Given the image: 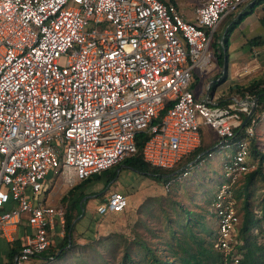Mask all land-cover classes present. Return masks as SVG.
I'll return each mask as SVG.
<instances>
[{
  "label": "built area",
  "instance_id": "built-area-1",
  "mask_svg": "<svg viewBox=\"0 0 264 264\" xmlns=\"http://www.w3.org/2000/svg\"><path fill=\"white\" fill-rule=\"evenodd\" d=\"M245 3L203 1L188 22L171 0H0V237L13 243L24 223L30 230L14 264L45 260L56 234L64 238L65 207L44 200L52 188L68 193L136 156L140 134L144 161L173 170L201 147L203 126L217 147L234 149L211 204L213 249L221 264H241L234 188L257 168L250 158L258 123L254 114L246 122L256 100L222 106L210 90L198 100L192 83L212 66L222 21ZM204 162L188 163L166 189ZM128 207L114 192L97 213Z\"/></svg>",
  "mask_w": 264,
  "mask_h": 264
},
{
  "label": "rangeland",
  "instance_id": "rangeland-1",
  "mask_svg": "<svg viewBox=\"0 0 264 264\" xmlns=\"http://www.w3.org/2000/svg\"><path fill=\"white\" fill-rule=\"evenodd\" d=\"M242 10L240 8L238 11L230 13L227 16L226 24L230 26L243 13ZM228 26L224 29V33L228 30ZM255 36L264 38V25L250 14L230 32L228 51L223 50L222 52L219 44L216 49H213L215 54L213 65L207 73L200 75V87L205 88L213 84L217 76L220 79L224 76L227 59L229 77L233 81L227 82L228 75L222 78L220 86H224L226 95L223 98L228 97L230 91L236 86H248L252 81L264 77L263 66L260 64L259 69H253L252 59L241 67L244 55H247L250 50V46L245 45ZM252 54L254 55V53ZM221 56L224 62L220 61ZM245 67L254 71L243 76ZM236 72L237 77H235ZM255 132L253 140L259 151L264 154V121L257 125ZM214 136L213 134L212 140L215 138ZM233 151V147L215 148L212 150V158L205 155L204 163L191 167L190 175L181 181H176L169 190L165 187L164 179L146 175L123 163L95 175L91 178V183L86 186V194L89 199L85 213L74 221L77 226L72 238V248L67 250L62 260H39L30 264H125L123 257L127 247H129L134 260L138 262L136 264H147L139 246L134 244L135 240L142 239L151 246L163 248V242L168 237L166 232L168 227L173 226L180 230L179 224L185 218V213L179 206L196 216L206 215L207 232L210 234L213 232L212 240H214L217 223L211 203L221 185L225 183L223 165L226 158L233 154ZM250 159L253 164L258 166L257 160L253 157ZM116 173L115 179L108 184V181ZM245 180L246 176L234 188V196L242 221L240 235L245 244L244 255L247 254L251 246L264 248V182L258 177L250 187L249 207L253 223L250 225L249 232L243 234L245 211L242 204L245 197L242 196V199L238 200L237 196L244 191ZM61 192L54 190L49 202L51 203L55 197L60 198ZM114 192L128 197V209L122 214L100 216L97 213V207ZM60 205L62 204L60 203ZM59 231L60 229L57 233ZM209 239L207 237L208 242ZM59 240L60 238L56 234L55 244ZM11 248L12 244H8L0 238V264L9 262L8 255Z\"/></svg>",
  "mask_w": 264,
  "mask_h": 264
},
{
  "label": "trees",
  "instance_id": "trees-1",
  "mask_svg": "<svg viewBox=\"0 0 264 264\" xmlns=\"http://www.w3.org/2000/svg\"><path fill=\"white\" fill-rule=\"evenodd\" d=\"M262 1L263 0H257L255 7L260 5ZM252 11L253 8L249 12L240 14L237 20L231 26H229V29L226 31L220 41L218 40V37L215 36L213 48L216 49L218 46L217 42H219L222 52L223 50L228 51L230 32L236 28L246 16L252 14ZM251 44L252 46L256 47L264 46V42L260 37L252 40ZM220 61L224 62L222 56L220 57ZM224 77L225 74L222 78ZM222 78L220 79V77H217L216 81L212 85L213 89L222 83ZM228 97L230 98L221 99L220 105L228 106L231 103L232 97L239 99L251 97L253 100H258V107L253 118H256L258 124L262 122L261 116L264 113V77L252 81L248 86H236V88L230 91V96ZM145 140H147V136L145 134H140L138 138V145L140 146L139 153L136 156L125 160L123 164H127L132 169L146 175H153L156 178L164 179L165 182L168 181V179L165 178L166 176H170L177 171H180L188 163L195 162L200 156L204 158L205 155H207L208 152H212V150H214L218 144L215 142L210 146H205V144L202 142V146L196 152L184 159L175 169L162 170L153 168L144 161L141 149ZM251 157L258 161V166L253 172L246 176L243 186L244 191L242 194L237 196L238 200H241L242 196L245 197L242 204L245 211L244 228L242 230L243 234H246L249 231V226L253 223V220L250 218L251 212L249 207L250 187L258 177L264 182V154L259 151L254 140L252 141ZM116 176L117 173L114 174L113 178L108 181V184L111 183ZM89 183H91V179L70 190L61 199V204L66 209L65 236L54 246H52L49 252L42 256V259L49 260L50 258H53V260H62L65 257L67 250L72 248L73 242L71 241L70 243V233L72 240L77 226V224L73 226V223L83 214L82 202L84 198L88 197L86 194V186ZM87 203L88 200L83 204L84 208L86 207ZM179 207L182 211H184L185 218L179 224L180 230L175 229L173 226L168 227L166 230L168 237H166L163 242V248L151 246L147 241L142 239L135 240L134 244L139 246L141 253L147 261V264H221L220 253L213 249V232L212 234L207 232V216H196L192 214V212L184 210L181 206ZM25 235L26 233L22 234L15 240V242L12 243V248L8 255L9 262L7 264H14L15 258L19 255L23 248ZM207 237L210 238L209 242ZM123 260L125 264L138 263L136 260H134L129 247L125 248L124 250ZM241 264H264V248L251 246L248 249V252Z\"/></svg>",
  "mask_w": 264,
  "mask_h": 264
},
{
  "label": "crops",
  "instance_id": "crops-1",
  "mask_svg": "<svg viewBox=\"0 0 264 264\" xmlns=\"http://www.w3.org/2000/svg\"><path fill=\"white\" fill-rule=\"evenodd\" d=\"M172 2H174L177 6H178V9L179 11L182 13L184 19L188 22H192L194 21L195 19V10L200 6L201 2L203 1H207V0H171ZM257 0H246V3L243 4L240 8H242V12L245 13V12H249L250 10H252L253 8V11H252V16H255L256 19L262 24L264 25V0L261 2L260 5H257L255 7V3H256ZM241 12V13H242ZM227 18L226 17L219 29L217 30V32L215 33L214 37H213V41H212V51L213 49V42H214V39H215V36L218 37V40L220 41V39L223 37V35L225 34L223 31L224 29L228 26L226 24L227 22ZM237 20V19H236ZM234 20V22L236 21ZM233 22V23H234ZM232 23V24H233ZM231 24V25H232ZM230 25V26H231ZM228 29H229V26H228ZM254 39L256 38H259L258 36L256 37H252ZM250 39L247 41V44L245 46H250V50L249 52H247V55H244V62L243 64L241 65V67L245 64V63H248V61H250L252 59V62H253V69H259V65L261 64L264 68V46L262 47H256V46H252L251 44V41L254 40V39ZM262 38V37H260ZM263 42H264V38H262ZM219 45L220 43L217 42ZM230 43V42H229ZM229 49V48H228ZM257 49V50H256ZM254 53V55L252 54ZM214 54V52H213ZM263 57L262 60H260V58ZM214 59H215V54H214ZM213 65V63H212ZM225 77L226 75H228V80L227 82L229 83L230 81H233L232 79H230L229 77V64H228V59L226 61V64H225ZM239 66V68H241ZM238 70V69H237ZM254 71V70H253ZM207 73V72H206ZM201 73L199 72H195L194 73V80H193V83H192V90L194 91V94H195V97L198 99V100H201L203 99L207 93H208V90H210L211 92V96L218 102L220 103V100L221 99H224V95H225V89H223L224 86H220L219 87H216L215 89L212 88V85H209L205 88H201L200 85H199V77H200ZM237 72L235 74V77H237ZM218 77V76H217ZM216 77V79H217ZM210 88V89H209ZM226 96V95H225ZM230 96V95H229ZM232 96V95H231ZM226 98H230V97H226ZM213 134L215 135L214 139L212 140V137H213ZM201 136H202V142L203 144H205V146H210L211 144L217 142L219 144V141L220 139L218 138V136L216 135V133L209 127H206V126H203L201 128ZM217 144V146H218ZM202 146V144H201ZM189 157V156H188ZM226 161V160H225ZM53 187V186H52ZM54 190H58L57 188H52V191L50 193V195L45 198L44 200L46 201L47 205H50V206H57V205H60L61 203V199L67 194V193H63L61 192L62 194H60V198H57L55 197V199L50 203V196L52 194V192ZM59 193V192H58ZM213 202V201H212ZM212 204V203H211ZM24 233H30V230H29V227L27 226L26 223H24L21 228L19 229V233L16 237V239L21 236L22 234ZM2 238V237H0ZM3 239V238H2ZM6 243L8 244H12V243H9L7 242L5 239H3ZM24 242H25V238H24Z\"/></svg>",
  "mask_w": 264,
  "mask_h": 264
},
{
  "label": "water",
  "instance_id": "water-1",
  "mask_svg": "<svg viewBox=\"0 0 264 264\" xmlns=\"http://www.w3.org/2000/svg\"><path fill=\"white\" fill-rule=\"evenodd\" d=\"M257 105H258V100H256V102L254 103V106H253V108H252V113H251V115L250 116H248V118H247V120H246V122H248V120L250 119V117L255 113V111H256V107H257ZM175 175V173L174 174H172V175H170V176H166L165 178H170V177H172V176H174ZM89 199V197H86V198H84V200H83V202H82V209H83V214H82V216L84 215V213H85V208L83 207V204L87 201ZM81 216V217H82ZM80 217V218H81ZM79 219V218H78ZM76 224V222H74L73 223V226ZM71 233H70V243H71Z\"/></svg>",
  "mask_w": 264,
  "mask_h": 264
}]
</instances>
